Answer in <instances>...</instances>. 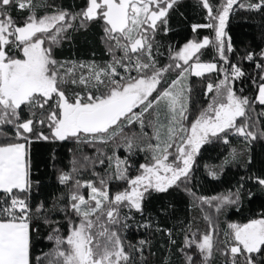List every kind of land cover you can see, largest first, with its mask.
<instances>
[{
    "label": "snow or ice",
    "instance_id": "snow-or-ice-1",
    "mask_svg": "<svg viewBox=\"0 0 264 264\" xmlns=\"http://www.w3.org/2000/svg\"><path fill=\"white\" fill-rule=\"evenodd\" d=\"M180 4L85 0L70 11L56 0H0V264H148L150 240L132 243L129 229L163 232L173 246L176 240L171 228L153 223L146 203L170 191L192 193L203 145H228L233 136L249 146L264 141V47L237 53L227 31L240 11L264 15V0H197L206 22L192 32L209 35L176 49L161 37L172 31L169 18ZM13 8L27 15L13 17ZM93 23L102 27L107 60L56 58L57 48ZM208 49L214 55L204 62ZM211 74L210 102L190 120L186 81ZM64 142L73 145L71 169H57L64 191L33 205L40 181L33 179L32 146ZM247 152L233 148L220 171L205 165L208 176L218 180L227 164L247 168ZM85 172L92 179H81ZM249 181L264 191V177L245 175L235 190L199 203L217 214L239 210L242 197L254 195L245 190ZM204 219V232L191 223L181 228L182 264H215L216 254L220 264H264V212L228 223L222 234L211 216ZM41 228L51 248L34 254Z\"/></svg>",
    "mask_w": 264,
    "mask_h": 264
},
{
    "label": "trees",
    "instance_id": "trees-1",
    "mask_svg": "<svg viewBox=\"0 0 264 264\" xmlns=\"http://www.w3.org/2000/svg\"><path fill=\"white\" fill-rule=\"evenodd\" d=\"M56 3L70 11H76L84 6L85 0H56ZM11 14L13 17H23L27 15V12L13 8ZM204 16L205 12L198 6L197 0H181L180 6L171 13L169 18V26L172 31L169 32L168 36L161 37L164 44H171L178 49L188 40L196 38L197 35L201 38L209 35L207 29H199L196 34L191 29L193 24L205 23ZM227 31L232 37L237 53H242L245 49L259 51L261 47H264V15L260 13L238 12L234 18L230 17ZM102 36L101 25L93 23L87 31L80 30L74 33L70 42L66 41L57 48L55 50L56 58L59 60H107L109 57L105 53ZM213 55V50L208 49L201 56V60L208 62ZM160 62L161 64L167 63L166 57H161ZM174 78L175 74H170L168 77L169 80ZM216 78L215 74L206 75L203 78L188 77V85L192 89L189 104L190 120L194 119L198 112L210 102L212 94L205 95L206 83ZM133 129L139 131L137 126H133ZM148 131L151 130L148 129ZM72 147L73 145L68 142L54 145L39 143L32 146L33 179L40 181L39 188L34 187L33 205L40 201L50 202L54 196L64 191L63 186L57 182V169L65 171L71 169L72 153L69 152V149ZM233 148L237 152L248 148L249 152L246 153V156L251 155L252 163L247 168L242 166L243 161L240 165L227 164L218 180L211 179L205 170V165L213 166L215 170L220 171L218 166L223 163L226 157H229ZM53 149H55V161L52 160ZM104 149L111 152L112 145H106ZM84 151L89 155L93 154L91 148L85 147ZM120 155L123 157L125 153L121 150ZM140 162H144L142 155L137 158V163ZM97 170L100 171L99 168ZM251 174L264 177V141H256L249 146L241 138L233 136L228 145L223 143L203 145L201 153L197 157V167L194 173L196 179L193 180L191 186L192 193L183 190L170 191L169 194L154 195L146 203V213L151 214L153 223L158 224L161 228L173 230L176 245H171L163 232L137 230L135 227L128 230L127 239L132 243H136L140 239L150 240L151 252L155 255H148V264H164L166 257L170 258L171 264H182L176 248L183 241L184 233L181 231L183 226L191 223L193 231L199 229L200 232H204L208 227V222L204 217L209 215L222 234L228 223H246L251 218H258L259 214L264 212V191H261L258 186L250 181L246 182L244 187L245 190H251L254 195L249 199L245 194L241 199L239 210L236 207H229L226 211L217 214L214 208L207 205L201 206L199 203V197L219 196L227 193L229 189L235 190L240 177ZM80 178L87 180L92 179V176L85 172ZM46 235V230L41 228V239L35 243L34 254H39L41 251L47 252L51 248V244L43 239ZM220 261L221 257L216 254L215 264H220Z\"/></svg>",
    "mask_w": 264,
    "mask_h": 264
},
{
    "label": "rangeland",
    "instance_id": "rangeland-1",
    "mask_svg": "<svg viewBox=\"0 0 264 264\" xmlns=\"http://www.w3.org/2000/svg\"><path fill=\"white\" fill-rule=\"evenodd\" d=\"M186 84L188 85V79H187V81H186Z\"/></svg>",
    "mask_w": 264,
    "mask_h": 264
}]
</instances>
